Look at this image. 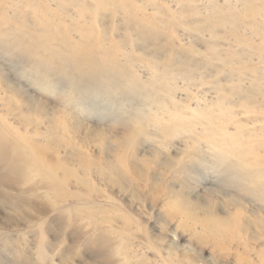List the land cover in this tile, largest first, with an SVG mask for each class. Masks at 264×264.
I'll return each mask as SVG.
<instances>
[{"label":"rangeland","instance_id":"1","mask_svg":"<svg viewBox=\"0 0 264 264\" xmlns=\"http://www.w3.org/2000/svg\"><path fill=\"white\" fill-rule=\"evenodd\" d=\"M100 261L264 264V0H0V264Z\"/></svg>","mask_w":264,"mask_h":264},{"label":"snow or ice","instance_id":"2","mask_svg":"<svg viewBox=\"0 0 264 264\" xmlns=\"http://www.w3.org/2000/svg\"><path fill=\"white\" fill-rule=\"evenodd\" d=\"M54 219L52 220L51 224L49 225L50 233H61L67 232L71 235L74 231V225L69 222L66 217L59 216L58 214H53ZM97 264H104V262L100 261Z\"/></svg>","mask_w":264,"mask_h":264}]
</instances>
